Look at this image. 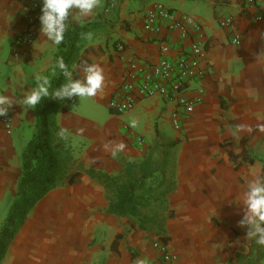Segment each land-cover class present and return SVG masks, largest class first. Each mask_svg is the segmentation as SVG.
Masks as SVG:
<instances>
[{"label": "crops", "instance_id": "crops-1", "mask_svg": "<svg viewBox=\"0 0 264 264\" xmlns=\"http://www.w3.org/2000/svg\"><path fill=\"white\" fill-rule=\"evenodd\" d=\"M34 1L0 0V92L19 99L34 86V75L64 83L59 69L53 74L61 58L79 79L82 62L99 65L105 84L95 97H73L75 106H67L68 99L59 101L57 122L73 160L63 182L28 211L0 264H166L154 242L164 243L174 255L171 264H225L236 262L239 254L248 256L245 263L264 264L257 253L264 246L249 255L247 226L238 223L244 214L240 194L251 174L264 168V0H120L107 13L108 0H100L93 15L70 16L67 30L73 27L72 34H79L69 54L67 38L60 48L41 33L42 4L30 23ZM155 2L192 16L205 34V71L186 93L197 97L199 85L202 96L191 113L181 116L179 131L169 120L173 101L139 98L122 114L108 107L122 95L132 61L157 62L162 45L169 47L165 56L175 58L189 45L177 31L143 29L142 16ZM220 16H232L234 24L221 28ZM28 27L34 40L16 56L13 41ZM235 34L238 44L232 43ZM117 42L122 50L115 48ZM38 108L13 103L11 126H0V229L18 196L21 154L33 135ZM121 142L125 148L113 155ZM167 145L174 185L163 231L142 230L132 219L108 213L104 187L91 172L116 174L123 159L140 160Z\"/></svg>", "mask_w": 264, "mask_h": 264}, {"label": "trees", "instance_id": "trees-1", "mask_svg": "<svg viewBox=\"0 0 264 264\" xmlns=\"http://www.w3.org/2000/svg\"><path fill=\"white\" fill-rule=\"evenodd\" d=\"M73 27L65 32L68 53L75 47L79 32L72 34ZM62 42L60 48L63 47ZM52 88L63 83L50 77ZM37 118L32 137L21 154V176L18 196L13 201L5 223L0 229V260L28 211L51 189L59 186L66 177L73 160L72 149L63 136L57 122L59 101L46 97L38 104ZM173 153L167 145L159 153L149 152L140 160L123 159L116 174L91 172L104 187L108 200V213L128 217L139 229L161 233L167 213V195L173 189ZM264 167V163H263ZM73 181L72 177L68 180ZM165 242L167 239L161 236ZM263 247L250 241V252ZM259 250V249H258ZM264 260V251L258 252ZM243 254L236 262L225 264H248ZM249 264H255L254 262Z\"/></svg>", "mask_w": 264, "mask_h": 264}, {"label": "built area", "instance_id": "built-area-1", "mask_svg": "<svg viewBox=\"0 0 264 264\" xmlns=\"http://www.w3.org/2000/svg\"><path fill=\"white\" fill-rule=\"evenodd\" d=\"M120 0H108L104 12L107 13L115 7ZM248 4H253L255 0H246ZM43 0L33 2V10L30 13V23L32 24L39 16L40 5ZM261 19V16H258ZM232 16H220L217 20L221 28H229L234 24ZM142 27L145 31L156 34L162 29L177 31L181 39H188L189 45L186 49L177 54L175 58L165 56L169 50L167 45L161 46L162 56L153 64H138L132 61L125 73L122 88L123 92L119 98L111 99L108 103L110 109L122 114L132 110L139 98L160 97L163 100L173 101L174 107L169 114L172 128L179 131L181 128L180 118L183 114H189L194 110L195 103L202 96L203 89L197 85L195 90L197 97L187 96L191 84L199 78L205 70L201 68V62L205 57L206 48L205 34L202 24L186 13H180L169 9L160 2H155L151 8L147 9L142 16ZM34 32L30 27L16 36L13 41L12 51L14 55H20V50L29 46L34 40ZM239 35L235 34L232 43H239ZM117 50L123 49V44L117 42ZM209 72V70H207ZM12 116L10 108L7 115L0 116V126L9 128ZM139 145L142 144V137H137ZM166 264H171L174 255L169 252L164 243L154 242Z\"/></svg>", "mask_w": 264, "mask_h": 264}, {"label": "clouds", "instance_id": "clouds-1", "mask_svg": "<svg viewBox=\"0 0 264 264\" xmlns=\"http://www.w3.org/2000/svg\"><path fill=\"white\" fill-rule=\"evenodd\" d=\"M99 5L100 0H43L39 16L40 31L47 41L59 46L64 41L70 16L74 14L77 20H82L93 15ZM85 35L87 39L92 38L91 33ZM79 67L83 72L82 79L74 78L72 71L61 58L53 68V74L59 69L65 78V82L60 86L52 88L48 75H34V86L30 90H25L21 98L14 99L13 96L0 92V116L7 115L13 103L34 109L46 97L58 101L71 100L73 97H95L105 84L103 69L95 63L89 64L86 61ZM124 148L125 144L121 142L112 148V154L116 155ZM239 202L244 206V214L238 223L240 226H247V240L264 246V168L257 169L251 174L240 194Z\"/></svg>", "mask_w": 264, "mask_h": 264}, {"label": "rangeland", "instance_id": "rangeland-1", "mask_svg": "<svg viewBox=\"0 0 264 264\" xmlns=\"http://www.w3.org/2000/svg\"><path fill=\"white\" fill-rule=\"evenodd\" d=\"M64 102L66 103V105H67V106H71V105L75 106V105H77V104H75V103L73 102V100H72V99L70 100V102H69V101H67V100H66V101H64ZM263 156H264V154H263Z\"/></svg>", "mask_w": 264, "mask_h": 264}]
</instances>
